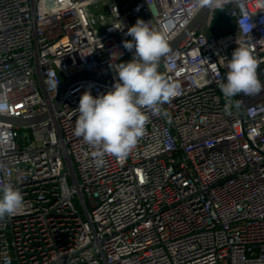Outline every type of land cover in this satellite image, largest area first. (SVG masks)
<instances>
[{
    "label": "built area",
    "instance_id": "1",
    "mask_svg": "<svg viewBox=\"0 0 264 264\" xmlns=\"http://www.w3.org/2000/svg\"><path fill=\"white\" fill-rule=\"evenodd\" d=\"M203 7L0 0V116L47 115L29 126L0 120V184L24 195L22 210L0 220V264H264V89L228 101L219 88L238 46L262 61L264 84V0H228L230 31L219 37L212 8L211 36L197 27L165 57L158 71L179 94L161 106L168 116L144 109L126 157L97 167L95 149L74 135L81 95L113 86L77 81L56 106L81 72L118 79L110 64L133 58L122 42L138 19L172 41ZM244 14L249 33L236 23Z\"/></svg>",
    "mask_w": 264,
    "mask_h": 264
},
{
    "label": "clouds",
    "instance_id": "2",
    "mask_svg": "<svg viewBox=\"0 0 264 264\" xmlns=\"http://www.w3.org/2000/svg\"><path fill=\"white\" fill-rule=\"evenodd\" d=\"M227 2L199 0L204 7L221 10ZM236 23L239 31H251L252 25L246 14ZM126 35L131 40H124L123 47L133 52V58L118 63L115 68L110 64L118 77L112 90L95 97L90 91H85L75 109L78 115L74 135L95 149L93 157L97 167L104 164L105 156L124 158L135 148L148 120L144 109L154 116H168L167 112L162 113L161 106L179 94V86L158 71L161 57L169 52L167 31L150 28L147 22L138 19L128 28ZM261 62L249 47L235 48L225 65L228 69L226 82L219 83L220 91L228 101L241 94L254 95L264 89V84L257 77ZM231 107V104H226L225 112L229 113ZM235 107H240L239 102ZM23 205L21 191L12 184H0V220L19 213Z\"/></svg>",
    "mask_w": 264,
    "mask_h": 264
},
{
    "label": "water",
    "instance_id": "3",
    "mask_svg": "<svg viewBox=\"0 0 264 264\" xmlns=\"http://www.w3.org/2000/svg\"><path fill=\"white\" fill-rule=\"evenodd\" d=\"M211 11H212V8L210 9L208 7H203L200 10V12L197 14V16L194 18V20L188 25V27L178 37H176L172 41H169V52L161 57L158 66H160L163 63L165 57L168 54H170L172 51L177 49V47L191 34V32L195 28L200 27V29L206 36L208 37L211 36L210 30L208 28V20H209V15ZM80 80L95 81L101 84L113 86L117 79L106 78V77H103V76H100L98 74L91 73V72H81L73 76L70 80H68L65 83L64 87L61 89L58 95L57 103H56L57 107L59 106L62 100V97L65 91L68 89V87H70L73 83L80 81ZM243 113L244 111L243 109H241L242 117H243ZM46 118H47L46 114L36 116L30 119H20V118H10V117H5V116H0L1 121L9 122L14 126H29V125L38 123L40 121H43Z\"/></svg>",
    "mask_w": 264,
    "mask_h": 264
},
{
    "label": "rangeland",
    "instance_id": "4",
    "mask_svg": "<svg viewBox=\"0 0 264 264\" xmlns=\"http://www.w3.org/2000/svg\"><path fill=\"white\" fill-rule=\"evenodd\" d=\"M98 9L99 12L104 11V7L102 5L97 6L95 8L94 12ZM229 18H228V9L224 6V8L217 9L214 13V20L212 23L211 31L212 33L219 37L221 35L226 34L228 31H230V24H229ZM21 132H28L27 130H21ZM81 212H83L82 206L78 205Z\"/></svg>",
    "mask_w": 264,
    "mask_h": 264
},
{
    "label": "trees",
    "instance_id": "5",
    "mask_svg": "<svg viewBox=\"0 0 264 264\" xmlns=\"http://www.w3.org/2000/svg\"><path fill=\"white\" fill-rule=\"evenodd\" d=\"M228 9V8H227ZM228 18H229V12H228ZM230 21V20H229Z\"/></svg>",
    "mask_w": 264,
    "mask_h": 264
}]
</instances>
